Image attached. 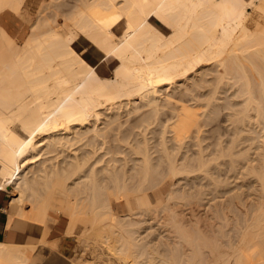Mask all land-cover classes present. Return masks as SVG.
Instances as JSON below:
<instances>
[{"label":"bare ground","instance_id":"obj_1","mask_svg":"<svg viewBox=\"0 0 264 264\" xmlns=\"http://www.w3.org/2000/svg\"><path fill=\"white\" fill-rule=\"evenodd\" d=\"M4 192L0 264H264V0H0Z\"/></svg>","mask_w":264,"mask_h":264},{"label":"rangeland","instance_id":"obj_2","mask_svg":"<svg viewBox=\"0 0 264 264\" xmlns=\"http://www.w3.org/2000/svg\"><path fill=\"white\" fill-rule=\"evenodd\" d=\"M251 9L252 8L249 7V10H251ZM11 34H15V30L12 29V28H11ZM75 45L78 46L77 48L79 50L85 51L86 56L89 58V60L92 63L98 61L97 64H98L99 70H102L106 75L112 74L111 65L109 63H107L106 60H104L103 58L100 57V52L97 51L95 48H93V46H91V44H89V42H87V41H80L79 40V41H77L75 43ZM112 64L114 65L115 62H112ZM7 202H8V196H7L6 204H7ZM5 238H6V236L3 239H5Z\"/></svg>","mask_w":264,"mask_h":264},{"label":"crops","instance_id":"obj_3","mask_svg":"<svg viewBox=\"0 0 264 264\" xmlns=\"http://www.w3.org/2000/svg\"><path fill=\"white\" fill-rule=\"evenodd\" d=\"M0 239H3L5 237V223H6V217L4 215V212L2 211V206L6 204L7 201V193H1L0 194ZM2 216V217H1Z\"/></svg>","mask_w":264,"mask_h":264}]
</instances>
